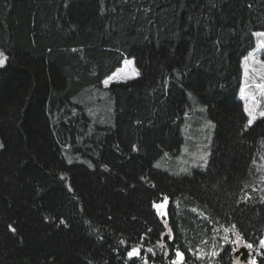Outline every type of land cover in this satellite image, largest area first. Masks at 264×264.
I'll return each mask as SVG.
<instances>
[{
    "label": "trees",
    "instance_id": "1",
    "mask_svg": "<svg viewBox=\"0 0 264 264\" xmlns=\"http://www.w3.org/2000/svg\"><path fill=\"white\" fill-rule=\"evenodd\" d=\"M257 32L264 0H0V264H236L239 241L264 264V117L238 99ZM127 59L139 75L96 126ZM189 92L213 148L174 176L154 163L182 150Z\"/></svg>",
    "mask_w": 264,
    "mask_h": 264
},
{
    "label": "rangeland",
    "instance_id": "2",
    "mask_svg": "<svg viewBox=\"0 0 264 264\" xmlns=\"http://www.w3.org/2000/svg\"><path fill=\"white\" fill-rule=\"evenodd\" d=\"M255 35L257 39L256 48L242 63L243 79L240 92L244 111L249 115V120H252L251 124L263 117L260 113H264V32H257ZM0 52H3L4 56L7 57L4 64L0 65L1 68L8 62V54L1 49ZM138 75L139 72L133 60L127 59L121 68L105 79L103 82L104 89H96V98L88 113L94 125L103 127L111 126L114 123V105L106 88L113 82L131 80ZM89 97L90 95L86 93L81 97L82 102L88 104L91 101ZM189 98L192 101V114L185 118L182 125L183 146L181 152L174 156L166 155L154 163L156 168L174 176L188 175L194 171H206L213 148L215 123L208 113L207 106L201 103L192 92H189ZM2 147L3 142L0 137V150ZM79 161L83 162L84 160L79 158ZM168 204V198L154 204L159 217L167 218ZM155 205H160V207L157 208ZM242 246L247 247V244L239 241L235 250ZM250 252L251 255L247 262L241 260V253L236 259V264H252L253 258L256 257L259 250L250 247ZM137 253L138 249H136ZM180 258L181 256H178V260ZM255 262L258 264L256 260Z\"/></svg>",
    "mask_w": 264,
    "mask_h": 264
},
{
    "label": "snow or ice",
    "instance_id": "3",
    "mask_svg": "<svg viewBox=\"0 0 264 264\" xmlns=\"http://www.w3.org/2000/svg\"><path fill=\"white\" fill-rule=\"evenodd\" d=\"M7 57L4 56L3 52H0V65L4 64V62L6 61ZM251 115V113H249ZM261 116H264V113H260ZM252 123V120H249V124ZM157 208L160 207V205H155ZM14 231V229H13ZM247 247H252V245H247ZM149 251H151V249H149ZM136 254V250H133V252H130L129 255L132 256ZM178 256H182V253H177ZM213 255H215V253H213ZM252 264H256L255 260L252 261Z\"/></svg>",
    "mask_w": 264,
    "mask_h": 264
},
{
    "label": "water",
    "instance_id": "4",
    "mask_svg": "<svg viewBox=\"0 0 264 264\" xmlns=\"http://www.w3.org/2000/svg\"><path fill=\"white\" fill-rule=\"evenodd\" d=\"M168 239V235H166L164 237V240L167 241ZM242 253L243 255L241 256V260H243L244 262H247L249 256H250V252L249 249L245 246L241 247L239 250H237V252L234 253V257L237 258L238 255Z\"/></svg>",
    "mask_w": 264,
    "mask_h": 264
}]
</instances>
